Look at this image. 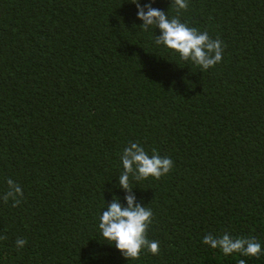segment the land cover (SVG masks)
I'll return each instance as SVG.
<instances>
[{"label": "trees", "instance_id": "1", "mask_svg": "<svg viewBox=\"0 0 264 264\" xmlns=\"http://www.w3.org/2000/svg\"><path fill=\"white\" fill-rule=\"evenodd\" d=\"M150 0H140L147 4ZM180 18L224 44L202 71L154 43L130 0H0V264H264L202 243L264 247V0H188ZM172 0L154 8L176 16ZM139 142L174 167L133 181L160 253L128 260L99 218ZM27 244L17 250L16 240Z\"/></svg>", "mask_w": 264, "mask_h": 264}, {"label": "clouds", "instance_id": "2", "mask_svg": "<svg viewBox=\"0 0 264 264\" xmlns=\"http://www.w3.org/2000/svg\"><path fill=\"white\" fill-rule=\"evenodd\" d=\"M130 2L137 7V17L143 21L140 26L145 32L157 27L160 29L161 34L155 37L156 45L165 46L177 53L182 61L194 64L202 71L222 62L223 42L211 38L207 31L201 32L182 22L180 13L188 10V0H172L171 6H175L177 15L171 18L168 12L152 6L155 0L147 4H141L140 0ZM120 159L123 171L119 175V187L125 191L127 204H122L119 197L107 204V210L102 212L98 225L103 240L114 245L128 260H139L145 251L159 255V241L151 240L148 236L154 219L153 210L137 202L133 181L139 183L150 177L160 180L173 169L174 161L161 156L156 148H152L149 154L143 145L132 141L123 149ZM7 185L8 190L0 199L5 204L11 200L12 207H18L24 199L23 189L11 178L7 180ZM6 239L7 235H0V240ZM202 243L211 249H219L226 257L234 253L255 258L264 255V247L255 237H233L228 232L221 236L208 233ZM26 244V239L18 238L17 250ZM238 264H246V261L240 259Z\"/></svg>", "mask_w": 264, "mask_h": 264}]
</instances>
